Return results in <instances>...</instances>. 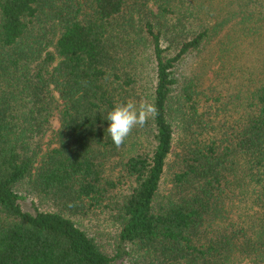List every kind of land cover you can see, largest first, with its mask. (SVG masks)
Here are the masks:
<instances>
[{
  "label": "trees",
  "instance_id": "obj_1",
  "mask_svg": "<svg viewBox=\"0 0 264 264\" xmlns=\"http://www.w3.org/2000/svg\"><path fill=\"white\" fill-rule=\"evenodd\" d=\"M260 36L264 0H0V264H264V73L182 74Z\"/></svg>",
  "mask_w": 264,
  "mask_h": 264
},
{
  "label": "rangeland",
  "instance_id": "obj_2",
  "mask_svg": "<svg viewBox=\"0 0 264 264\" xmlns=\"http://www.w3.org/2000/svg\"><path fill=\"white\" fill-rule=\"evenodd\" d=\"M215 42L206 47V50L187 59L183 63L182 74L187 78H194L199 82L200 88L216 87L220 91H237L240 84H247L248 80L256 74L264 73V37H252L247 43L240 45V50L233 49L226 56L217 55ZM216 49V52L214 50ZM259 77V76H258ZM245 87V86H244ZM58 128L53 123L51 131ZM50 131V132H51ZM44 138V143L49 139ZM118 264V263H116Z\"/></svg>",
  "mask_w": 264,
  "mask_h": 264
},
{
  "label": "clouds",
  "instance_id": "obj_3",
  "mask_svg": "<svg viewBox=\"0 0 264 264\" xmlns=\"http://www.w3.org/2000/svg\"><path fill=\"white\" fill-rule=\"evenodd\" d=\"M157 109L154 103L144 102L139 105L129 99L115 105L107 112L108 122L106 132L116 147L125 143L133 129L143 127L149 116L155 117Z\"/></svg>",
  "mask_w": 264,
  "mask_h": 264
}]
</instances>
